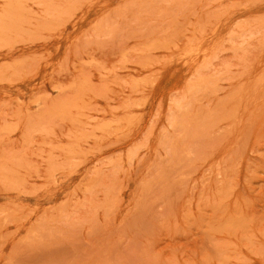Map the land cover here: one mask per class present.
Segmentation results:
<instances>
[{"label":"rangeland","instance_id":"374dc122","mask_svg":"<svg viewBox=\"0 0 264 264\" xmlns=\"http://www.w3.org/2000/svg\"><path fill=\"white\" fill-rule=\"evenodd\" d=\"M0 264H264V0H0Z\"/></svg>","mask_w":264,"mask_h":264}]
</instances>
